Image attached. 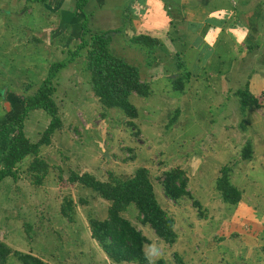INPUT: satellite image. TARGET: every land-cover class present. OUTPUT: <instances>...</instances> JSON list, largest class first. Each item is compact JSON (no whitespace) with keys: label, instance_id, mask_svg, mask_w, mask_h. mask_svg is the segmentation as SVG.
<instances>
[{"label":"rangeland","instance_id":"1","mask_svg":"<svg viewBox=\"0 0 264 264\" xmlns=\"http://www.w3.org/2000/svg\"><path fill=\"white\" fill-rule=\"evenodd\" d=\"M69 1L74 5L76 3V0ZM89 1L93 7L99 8L95 5L96 0ZM96 11L86 9L90 34L110 29L100 24ZM59 24L60 17L54 14V11L49 12L47 6L41 2L0 0L2 97L6 89L19 92L22 96L21 103L25 96L32 95L39 88L52 62L66 59L69 57V50H76L80 37L74 40L70 36L72 28H69L67 34ZM77 29L74 26V30ZM109 31L114 38L112 32L116 30ZM137 46L130 45L123 35L119 34L113 39L111 50L115 55L137 65L141 72L146 70L149 55L147 51L137 49ZM86 56L87 50L84 49L82 55L63 69L56 80L54 97L59 105L64 126L53 134L50 145L41 147L39 157L50 166L45 183L37 185L31 177L30 164L33 156H28L18 165V179L7 177L0 184V240L15 250L32 252L50 264H115L92 238L89 227L90 216L100 219L108 216L110 202L91 189L68 180L72 171L81 173L85 169L84 164L89 171V160H93L91 157L95 150L100 153L99 164L91 162V166L101 177L108 176L110 172L126 177L131 173L130 166H121V163H128L125 160L127 157L132 156V152L127 149L129 146L140 159L147 153L150 164L161 162L162 165L168 166L176 164L177 160H182L186 154L196 155L203 162V172L200 173H207L208 177L214 166L234 158L232 153L223 147L228 145V140L222 142V138L233 130L229 129L231 127L222 128L225 116L220 114L221 109L212 104L213 98L210 97L209 89L199 93L194 91V97L191 96L194 102L186 110L190 112L191 109L197 108V114L192 112L184 115L182 111L178 115V106H182L180 91L175 89L171 79L160 78L151 85L152 98L139 95L130 97L131 102L138 104L142 112L140 122L134 121L136 127L133 128L128 124L130 119L123 110L104 109L90 93L87 83L89 72L85 68ZM261 58H264V54ZM143 76L148 79L151 75L147 70ZM68 81H80L81 87L86 91L82 90L81 95V92L74 91L75 89L67 90L70 88L66 87ZM78 95H81V100ZM237 101L231 100L228 108ZM1 108L0 106V113ZM148 112L151 115H148ZM177 120L182 123L175 124ZM49 122L50 116L43 109L30 112L25 126L31 141L41 138ZM142 127L145 135L143 141L139 136ZM10 129L14 130L12 127ZM78 146L84 150H79ZM215 147L218 151L213 154ZM85 156L88 161L83 164ZM242 167L248 169L247 163L243 162ZM250 176H253V173H250ZM258 187L264 190V183ZM66 199H72L74 202L75 214L72 221L61 213L62 203ZM136 214L138 209L133 203L124 213L127 218L137 222ZM147 228L149 231H146V234L152 238L154 244L147 248L151 263L158 264V261L163 259V264H166L167 257L171 258V248L159 239L154 229L149 225ZM154 238H158V241ZM174 260V264H179V259ZM228 261L231 259H225L223 263ZM10 263L18 264L17 256L12 255Z\"/></svg>","mask_w":264,"mask_h":264},{"label":"crops","instance_id":"2","mask_svg":"<svg viewBox=\"0 0 264 264\" xmlns=\"http://www.w3.org/2000/svg\"><path fill=\"white\" fill-rule=\"evenodd\" d=\"M20 1L24 3L26 0ZM95 3L99 8L93 7L88 1L84 7L85 13L69 0H47L43 4L49 12L54 11L60 17L59 26L62 31L68 34L69 28H72L70 36L74 40L82 36V20L88 18L86 9L91 12L97 10L100 24L110 27L109 30H116L112 32L114 38L121 34L130 45L136 44L137 49L147 51L149 62L146 63L145 71L148 70L151 76L147 79L143 76L144 70L140 73L142 80L151 85L162 77L173 82L176 75L183 74L184 70L177 66L175 56L176 52H182L186 70L191 74L184 80V90L180 91L182 106H178V115L182 111L184 115L192 112L197 114V108L190 112L186 110L194 102V91L199 93L209 89L212 104L221 109L220 114L225 116L222 128L231 127L229 129L233 130L222 138V142L228 140V145L223 147L234 158L214 166L210 177L207 173H200L203 172V162L196 155L186 154L182 160L168 166L161 162H153V165L147 160V153L140 159L131 146L127 148L132 152V157H127L125 160L128 163H121V166H130L132 169L127 177H120L129 178L137 168L147 167L159 203L174 217L178 239L172 245L166 243L171 248V258L167 257L166 264H174V258L181 259L183 264H224L228 258L231 261L226 264H264V190L258 187L264 183V58H261L264 54V0H96ZM74 26L78 29L74 30ZM139 34L157 38L159 42L152 48L132 43L131 39ZM114 38L112 36V42ZM87 83L90 93L95 96L90 82ZM247 83L261 106L243 114L235 92ZM66 85L70 87L67 90L75 89L81 95L86 91L81 87L80 81H68ZM4 94L2 97L0 93V126L20 114L23 107L19 92L6 89ZM152 94L143 98H152ZM133 95L137 94L131 96ZM80 96L78 95L79 100ZM95 98L99 101L96 96ZM233 99L238 101L236 104L232 103L229 109L228 103ZM135 105L139 114L133 121L138 123L142 112L140 106ZM147 114L151 115L150 112ZM229 115L233 117L228 118ZM177 123L182 121H175ZM143 131L144 127L139 135L142 141L145 137ZM14 133L15 130L10 128L0 131V168L3 151L11 143ZM248 141L252 144L253 155L250 159L243 160L241 151ZM215 148L213 154L218 151ZM81 149L80 147L79 150ZM95 151L91 157L93 160H89V171L97 178L106 180L109 174L101 177L91 166V162L99 161L100 153ZM86 158L87 156L83 159V164L87 163ZM243 162L247 163L248 169L242 167ZM226 164L233 166L231 180L242 191V198L237 205L224 202L216 188L220 169ZM83 166L85 169L81 173L89 172L86 165ZM173 167L186 171L189 177L188 190L201 203L202 217L189 197L174 201L164 194L159 177L165 170ZM137 216L138 214L137 222L130 220L150 240L144 246L148 254L147 248L154 245L153 240L146 234L149 231L148 225L141 224ZM154 239L156 241L158 238Z\"/></svg>","mask_w":264,"mask_h":264},{"label":"trees","instance_id":"3","mask_svg":"<svg viewBox=\"0 0 264 264\" xmlns=\"http://www.w3.org/2000/svg\"><path fill=\"white\" fill-rule=\"evenodd\" d=\"M31 2H46L47 0H27ZM89 0H76V7L82 13ZM82 36L75 51L69 50V57L54 61L46 78L39 88L22 100V112L7 124L0 126V131L11 128L15 130L13 139L2 154V167L0 168V183L6 177L18 179V165L26 157L33 156L30 164L31 177L37 185H42L49 175V164L39 157L41 147L50 145L53 134L64 126L60 115L59 105L55 100L56 80L60 72L73 63L82 50H87V62L85 68L89 72V82L95 96L99 99L104 109L119 108L130 119L128 124L136 127L133 119L138 117V108L130 100L132 94L148 97L152 94V86L142 80L140 69L137 65L112 53V35L110 31L90 34L88 18L82 23ZM148 48L154 47L159 40L146 34H139L131 39ZM182 52H176L177 66L183 69V74L173 79L175 89L183 91L185 79L189 78L190 72L186 70L182 60ZM239 99V109L245 114L247 110L259 108V99L250 91L247 83L243 88L235 92ZM43 109L49 116L50 122L43 131L38 141H31L25 131V122L32 110ZM253 155V147L250 141L243 146L241 156L248 160ZM132 157V156H131ZM232 165H224L220 169V175L216 180V188L220 192L224 202L237 205L242 198V191L232 182ZM68 180L83 187L89 188L97 195L110 202L108 216L100 219L95 216L89 217L91 236L95 239L107 257L115 264L134 263L152 264L144 246L150 240L138 229L124 213L130 204H135L138 209V220L143 225H149L156 235L165 243L174 244L178 239L175 229L174 217L159 203L152 180L150 170L147 167H139L133 176L122 178L109 173L106 180L97 178L90 172L79 173L72 171ZM166 197L178 201L183 197L193 200V205L198 208L200 217L203 216L202 205L188 190L189 177L186 171L180 167L165 170L159 177ZM61 213L69 221L74 219L75 207L72 199H66L62 203ZM17 256L18 264H50L44 258L32 253L13 249L5 241L0 240V263H10V257ZM163 259L158 264H163ZM180 264H183L179 259Z\"/></svg>","mask_w":264,"mask_h":264},{"label":"water","instance_id":"4","mask_svg":"<svg viewBox=\"0 0 264 264\" xmlns=\"http://www.w3.org/2000/svg\"><path fill=\"white\" fill-rule=\"evenodd\" d=\"M1 264V263H0Z\"/></svg>","mask_w":264,"mask_h":264}]
</instances>
